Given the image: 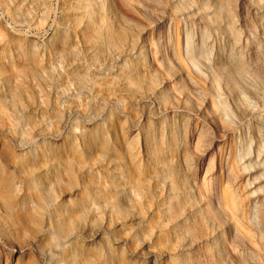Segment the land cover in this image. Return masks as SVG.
<instances>
[{
    "label": "rangeland",
    "instance_id": "obj_1",
    "mask_svg": "<svg viewBox=\"0 0 264 264\" xmlns=\"http://www.w3.org/2000/svg\"><path fill=\"white\" fill-rule=\"evenodd\" d=\"M0 264H264V0H0Z\"/></svg>",
    "mask_w": 264,
    "mask_h": 264
},
{
    "label": "bare ground",
    "instance_id": "obj_2",
    "mask_svg": "<svg viewBox=\"0 0 264 264\" xmlns=\"http://www.w3.org/2000/svg\"><path fill=\"white\" fill-rule=\"evenodd\" d=\"M225 200L230 209L232 210V213H235L237 209H239V204L242 202L240 201V199L237 198V195L230 190H226Z\"/></svg>",
    "mask_w": 264,
    "mask_h": 264
}]
</instances>
